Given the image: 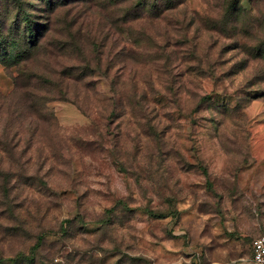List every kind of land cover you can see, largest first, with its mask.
<instances>
[{
  "label": "clouds",
  "instance_id": "9594fccd",
  "mask_svg": "<svg viewBox=\"0 0 264 264\" xmlns=\"http://www.w3.org/2000/svg\"><path fill=\"white\" fill-rule=\"evenodd\" d=\"M0 264H264V0H0Z\"/></svg>",
  "mask_w": 264,
  "mask_h": 264
}]
</instances>
